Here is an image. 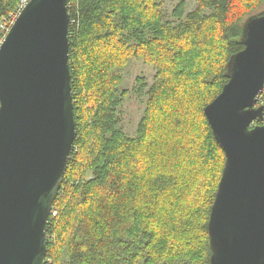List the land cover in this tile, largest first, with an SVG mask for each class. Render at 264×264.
<instances>
[{"label":"trees","instance_id":"16d2710c","mask_svg":"<svg viewBox=\"0 0 264 264\" xmlns=\"http://www.w3.org/2000/svg\"><path fill=\"white\" fill-rule=\"evenodd\" d=\"M22 1L0 0V40ZM165 3L69 0L77 136L47 225L46 264H210L225 153L204 109L228 83L245 23L262 7L264 15V0H196L191 11L179 0L169 18ZM132 60L156 69L151 86L137 80L147 101L134 136L121 123Z\"/></svg>","mask_w":264,"mask_h":264},{"label":"water","instance_id":"95a60500","mask_svg":"<svg viewBox=\"0 0 264 264\" xmlns=\"http://www.w3.org/2000/svg\"><path fill=\"white\" fill-rule=\"evenodd\" d=\"M69 0H30L0 46V264H46L47 225L77 136ZM205 116L225 153L210 264H264V15ZM257 122V124H256Z\"/></svg>","mask_w":264,"mask_h":264},{"label":"rangeland","instance_id":"374dc122","mask_svg":"<svg viewBox=\"0 0 264 264\" xmlns=\"http://www.w3.org/2000/svg\"><path fill=\"white\" fill-rule=\"evenodd\" d=\"M185 1L187 2L189 11L195 8L196 0ZM178 2L179 0H166L164 8L168 18L171 16V12ZM262 8L255 11L253 14L257 15L254 16H259L258 14L263 12ZM155 75L156 69L150 64L145 63L143 60H132L124 70V82L122 89L129 90L130 94L121 107V123L122 127L130 136H134L137 131V127L145 111L147 101L145 93L140 96L136 92V86H138L137 80L138 78H144L147 85L151 86L154 83Z\"/></svg>","mask_w":264,"mask_h":264},{"label":"built area","instance_id":"2783aa9c","mask_svg":"<svg viewBox=\"0 0 264 264\" xmlns=\"http://www.w3.org/2000/svg\"><path fill=\"white\" fill-rule=\"evenodd\" d=\"M29 1H30V0H23V1H22V4H21L20 8L18 9V11H17V13H16V16L13 18L12 22L10 23V26H9V28H8L7 31H6V34H5L4 38L6 37L8 31H9L11 25L13 24L14 20L16 19V17L20 14V12L23 10V8L27 5V3H28ZM68 7H69V3H68ZM4 38H3L2 40H0V46H1V44H2V42H3V40H4ZM263 91H264V90H263ZM261 94H262V93H261ZM261 94L258 96V104H257V106H259V104H260V102H259V98L261 97ZM261 107H263V109H264V106H261Z\"/></svg>","mask_w":264,"mask_h":264},{"label":"bare ground","instance_id":"6f19581e","mask_svg":"<svg viewBox=\"0 0 264 264\" xmlns=\"http://www.w3.org/2000/svg\"><path fill=\"white\" fill-rule=\"evenodd\" d=\"M260 16V15H259ZM262 16V15H261ZM252 17H254V16H252ZM251 18V17H250ZM248 20V19H247ZM247 22V21H246Z\"/></svg>","mask_w":264,"mask_h":264},{"label":"flooded vegetation","instance_id":"af4514ba","mask_svg":"<svg viewBox=\"0 0 264 264\" xmlns=\"http://www.w3.org/2000/svg\"><path fill=\"white\" fill-rule=\"evenodd\" d=\"M259 106H256V108H258Z\"/></svg>","mask_w":264,"mask_h":264}]
</instances>
